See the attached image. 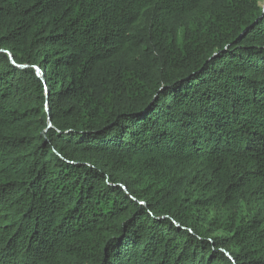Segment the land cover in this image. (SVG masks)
Masks as SVG:
<instances>
[{
	"label": "trees",
	"instance_id": "obj_1",
	"mask_svg": "<svg viewBox=\"0 0 264 264\" xmlns=\"http://www.w3.org/2000/svg\"><path fill=\"white\" fill-rule=\"evenodd\" d=\"M0 264H264V0H0Z\"/></svg>",
	"mask_w": 264,
	"mask_h": 264
},
{
	"label": "water",
	"instance_id": "obj_2",
	"mask_svg": "<svg viewBox=\"0 0 264 264\" xmlns=\"http://www.w3.org/2000/svg\"><path fill=\"white\" fill-rule=\"evenodd\" d=\"M8 56H9V58H10V60H12V57H11V55L8 53ZM38 73V72H37ZM46 110H47V108H46Z\"/></svg>",
	"mask_w": 264,
	"mask_h": 264
}]
</instances>
